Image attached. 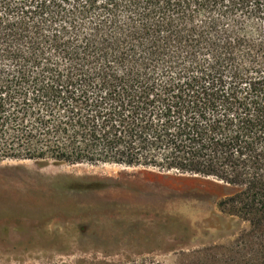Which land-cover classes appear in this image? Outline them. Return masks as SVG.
<instances>
[{
	"label": "trees",
	"instance_id": "trees-1",
	"mask_svg": "<svg viewBox=\"0 0 264 264\" xmlns=\"http://www.w3.org/2000/svg\"><path fill=\"white\" fill-rule=\"evenodd\" d=\"M3 159L229 184L264 264V0H0Z\"/></svg>",
	"mask_w": 264,
	"mask_h": 264
},
{
	"label": "rangeland",
	"instance_id": "rangeland-1",
	"mask_svg": "<svg viewBox=\"0 0 264 264\" xmlns=\"http://www.w3.org/2000/svg\"><path fill=\"white\" fill-rule=\"evenodd\" d=\"M214 178L0 160V264H235L249 223ZM250 237H247V240Z\"/></svg>",
	"mask_w": 264,
	"mask_h": 264
}]
</instances>
